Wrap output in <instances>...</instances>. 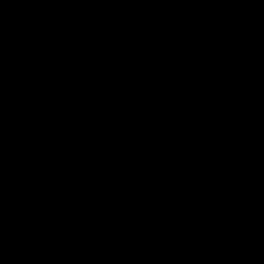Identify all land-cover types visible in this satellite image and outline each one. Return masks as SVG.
Returning a JSON list of instances; mask_svg holds the SVG:
<instances>
[{"label": "trees", "instance_id": "1", "mask_svg": "<svg viewBox=\"0 0 264 264\" xmlns=\"http://www.w3.org/2000/svg\"><path fill=\"white\" fill-rule=\"evenodd\" d=\"M0 264H264V0H0Z\"/></svg>", "mask_w": 264, "mask_h": 264}, {"label": "water", "instance_id": "2", "mask_svg": "<svg viewBox=\"0 0 264 264\" xmlns=\"http://www.w3.org/2000/svg\"><path fill=\"white\" fill-rule=\"evenodd\" d=\"M143 1L146 3L147 6H149L158 15L168 17V18H173L176 15H184V14H188V13L195 11L201 5L203 0H198V2L193 7H191L190 9L178 11V12H175L173 14L162 13V12L158 11L156 8H154L151 4H149L146 0H143Z\"/></svg>", "mask_w": 264, "mask_h": 264}, {"label": "clouds", "instance_id": "3", "mask_svg": "<svg viewBox=\"0 0 264 264\" xmlns=\"http://www.w3.org/2000/svg\"><path fill=\"white\" fill-rule=\"evenodd\" d=\"M135 163H138V162L136 161ZM145 186H146V184H145Z\"/></svg>", "mask_w": 264, "mask_h": 264}]
</instances>
